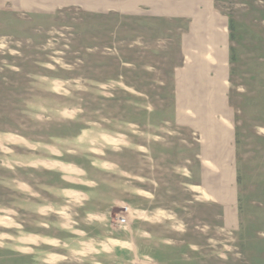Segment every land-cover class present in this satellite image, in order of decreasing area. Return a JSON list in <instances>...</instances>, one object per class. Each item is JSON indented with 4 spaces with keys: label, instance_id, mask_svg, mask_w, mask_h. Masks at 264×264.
Instances as JSON below:
<instances>
[{
    "label": "rangeland",
    "instance_id": "374dc122",
    "mask_svg": "<svg viewBox=\"0 0 264 264\" xmlns=\"http://www.w3.org/2000/svg\"><path fill=\"white\" fill-rule=\"evenodd\" d=\"M1 13L0 264H264L257 225L226 222L225 83L180 80L208 68L184 26L158 51L128 11ZM214 168L216 201L178 189Z\"/></svg>",
    "mask_w": 264,
    "mask_h": 264
},
{
    "label": "crops",
    "instance_id": "0c3cea01",
    "mask_svg": "<svg viewBox=\"0 0 264 264\" xmlns=\"http://www.w3.org/2000/svg\"><path fill=\"white\" fill-rule=\"evenodd\" d=\"M221 1L1 0L0 17L5 16L1 13L4 11L34 7L43 11L77 7L97 14L128 11L131 26L146 27L141 33L149 34L152 27L155 34L152 46L158 51L164 48L160 44L164 27L170 25L178 33L184 26L185 50L194 51L191 59L198 58V64L208 68L206 74L199 69L196 74L199 79H195L191 71L180 74V80L210 82L211 99L219 97V81L225 83V108L221 109L225 113L226 129V222L256 224L262 239L257 241L256 250L250 251V256L264 260V0H259L257 10L243 9L238 0H224V13L218 5ZM189 94L193 97L192 87ZM212 124L211 120L210 143L216 148L217 141L213 140L216 127ZM210 161L217 163V154L214 159L211 156ZM213 172L214 180L210 175L207 186H186L182 182L178 189H205L203 192L216 201L219 195L217 169Z\"/></svg>",
    "mask_w": 264,
    "mask_h": 264
},
{
    "label": "built area",
    "instance_id": "2783aa9c",
    "mask_svg": "<svg viewBox=\"0 0 264 264\" xmlns=\"http://www.w3.org/2000/svg\"><path fill=\"white\" fill-rule=\"evenodd\" d=\"M119 221H120V222H124L125 219H124V218H120Z\"/></svg>",
    "mask_w": 264,
    "mask_h": 264
}]
</instances>
